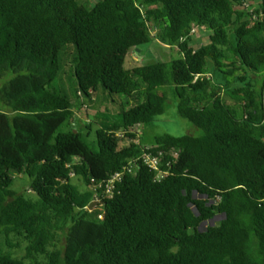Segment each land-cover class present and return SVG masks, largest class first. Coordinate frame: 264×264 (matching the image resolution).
Segmentation results:
<instances>
[{
	"label": "trees",
	"instance_id": "1",
	"mask_svg": "<svg viewBox=\"0 0 264 264\" xmlns=\"http://www.w3.org/2000/svg\"><path fill=\"white\" fill-rule=\"evenodd\" d=\"M152 41L180 58L127 69ZM4 78L0 264H264V0H0ZM101 92L120 122L90 145L74 110ZM168 93L199 134L145 137Z\"/></svg>",
	"mask_w": 264,
	"mask_h": 264
},
{
	"label": "rangeland",
	"instance_id": "2",
	"mask_svg": "<svg viewBox=\"0 0 264 264\" xmlns=\"http://www.w3.org/2000/svg\"><path fill=\"white\" fill-rule=\"evenodd\" d=\"M210 42V32L203 30V29H197V31L192 36V42L190 43L192 47L199 48L202 45L207 44ZM180 53L177 49H170L168 46H164L162 43L158 41H152L149 45L144 46L141 48L140 52L135 51L130 54V56L127 58V62L125 64L127 69H132L136 66H143L150 63H169L173 60H177L180 58ZM212 71V69H211ZM213 76L215 79H220L221 74L216 73L215 71H212ZM228 78V76H227ZM8 78H4L0 81V92L1 88L6 85ZM169 89H161L162 92H169ZM73 99L74 96H71ZM99 99V102H94L92 105L90 98L86 97L83 98V102H85V106L82 107L80 101L77 102L78 107L75 108L76 115L80 116L81 118L77 117L78 124L81 127V131L83 132V135H85L87 141L92 145V143L96 140L95 132L102 127H108V126H115L119 124V113H120V99L118 97L113 96L112 98H109L104 93H99L96 97ZM168 99H169V105L167 107V110L165 111L164 115L161 117H157L154 123L152 125L147 126L144 128V135L149 140L156 136H162L165 134H169L175 137L184 136L187 134H199L200 131L197 130L194 126H192L191 123L184 120L181 116L178 114V108H177V102L173 95L168 93ZM115 101V102H114ZM1 102V95H0V105ZM90 106V107H89ZM81 108V109H80ZM80 109V110H79ZM84 119V120H83ZM90 119V120H89ZM93 122V124H90V122ZM130 139H125L121 141V147H126L129 144ZM74 178V177H73ZM74 183L76 182L77 185L80 188H84V186L76 180V178L73 179ZM28 179L24 178L21 180L20 178H17L14 185V190L18 192L21 195H27L32 196L34 198H37V195L30 191L29 189V183ZM96 202V201H95ZM97 202H99L97 200ZM95 208V207H94ZM94 210V209H93ZM221 216L216 218V222L219 221ZM208 225L204 226L207 227ZM16 237L10 236V237H3V239H0V245L5 244L7 242L14 241ZM65 242V241H64ZM24 246V245H23ZM21 247L20 249H16V256L23 257L26 255V252L24 251V247ZM20 250V251H19ZM6 251H9L6 249Z\"/></svg>",
	"mask_w": 264,
	"mask_h": 264
},
{
	"label": "built area",
	"instance_id": "3",
	"mask_svg": "<svg viewBox=\"0 0 264 264\" xmlns=\"http://www.w3.org/2000/svg\"><path fill=\"white\" fill-rule=\"evenodd\" d=\"M143 160L149 167L159 171V159L158 158L149 155V156H144ZM134 166H136L135 163L130 162V165L127 168V170L131 172ZM160 176H162V174ZM121 178H123L122 173H118L115 176L111 177V179H109L105 185L106 193L112 196L115 190V185L116 183L121 181ZM100 218L102 217L100 216Z\"/></svg>",
	"mask_w": 264,
	"mask_h": 264
},
{
	"label": "water",
	"instance_id": "4",
	"mask_svg": "<svg viewBox=\"0 0 264 264\" xmlns=\"http://www.w3.org/2000/svg\"><path fill=\"white\" fill-rule=\"evenodd\" d=\"M137 51L140 52L139 49H137ZM211 203L214 204V201H212ZM98 204H99L98 202H93V203H91V205L89 206V210L92 211V210L94 209V207L98 206ZM211 223H212L213 225L216 223V217L211 221ZM208 224H209V223L206 222V223H204L203 226H206V225H208Z\"/></svg>",
	"mask_w": 264,
	"mask_h": 264
},
{
	"label": "clouds",
	"instance_id": "5",
	"mask_svg": "<svg viewBox=\"0 0 264 264\" xmlns=\"http://www.w3.org/2000/svg\"><path fill=\"white\" fill-rule=\"evenodd\" d=\"M97 202V201H96ZM99 203V202H98ZM99 205V204H98ZM97 207V206H96ZM102 218H103V216H101ZM100 218V217H99ZM102 218H100V219H102ZM217 218V217H216Z\"/></svg>",
	"mask_w": 264,
	"mask_h": 264
}]
</instances>
